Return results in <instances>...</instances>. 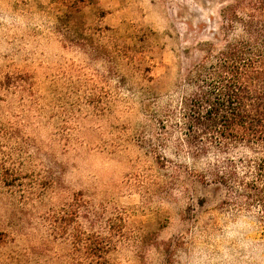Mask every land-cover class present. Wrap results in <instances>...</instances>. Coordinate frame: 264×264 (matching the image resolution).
Instances as JSON below:
<instances>
[{"label":"rangeland","instance_id":"rangeland-1","mask_svg":"<svg viewBox=\"0 0 264 264\" xmlns=\"http://www.w3.org/2000/svg\"><path fill=\"white\" fill-rule=\"evenodd\" d=\"M225 2L97 0L65 16L57 0H0V264H221L264 245L257 214L188 174L180 132L159 126ZM114 214L122 228L92 254Z\"/></svg>","mask_w":264,"mask_h":264},{"label":"trees","instance_id":"trees-1","mask_svg":"<svg viewBox=\"0 0 264 264\" xmlns=\"http://www.w3.org/2000/svg\"><path fill=\"white\" fill-rule=\"evenodd\" d=\"M57 1L68 16L97 0ZM210 18L217 30L188 69L191 92L175 111L161 115L159 126L170 136L180 132L174 144L190 161L188 174L222 187L226 207L255 212L264 225V0H226L219 20ZM176 172L180 178L181 169ZM100 217L90 225L101 223ZM117 220L118 214L108 217L106 230L100 225L87 236L92 254L115 240L122 228ZM77 229L82 240L86 231Z\"/></svg>","mask_w":264,"mask_h":264},{"label":"clouds","instance_id":"clouds-1","mask_svg":"<svg viewBox=\"0 0 264 264\" xmlns=\"http://www.w3.org/2000/svg\"><path fill=\"white\" fill-rule=\"evenodd\" d=\"M234 235L233 232L229 233V236ZM239 246L244 249L241 261L238 262L229 251L222 250L221 264H264V245L249 240L241 242ZM199 264H203V261Z\"/></svg>","mask_w":264,"mask_h":264}]
</instances>
